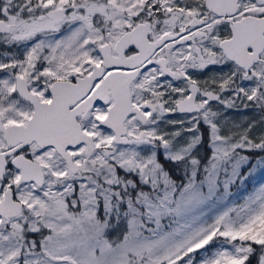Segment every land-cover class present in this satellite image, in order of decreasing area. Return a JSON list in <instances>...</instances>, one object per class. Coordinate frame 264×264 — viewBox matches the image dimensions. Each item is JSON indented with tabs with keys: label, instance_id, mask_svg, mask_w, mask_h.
<instances>
[{
	"label": "snow or ice",
	"instance_id": "1",
	"mask_svg": "<svg viewBox=\"0 0 264 264\" xmlns=\"http://www.w3.org/2000/svg\"><path fill=\"white\" fill-rule=\"evenodd\" d=\"M257 174L264 0H0V264H264Z\"/></svg>",
	"mask_w": 264,
	"mask_h": 264
},
{
	"label": "rangeland",
	"instance_id": "2",
	"mask_svg": "<svg viewBox=\"0 0 264 264\" xmlns=\"http://www.w3.org/2000/svg\"><path fill=\"white\" fill-rule=\"evenodd\" d=\"M233 115L236 116L237 119H241L245 116L250 115V113L241 112V113H233ZM261 183H264V174H257V177L254 181H252L249 190H254L255 187H257Z\"/></svg>",
	"mask_w": 264,
	"mask_h": 264
}]
</instances>
